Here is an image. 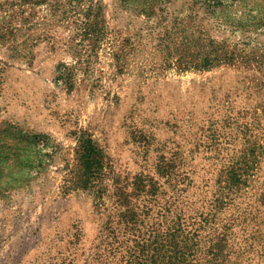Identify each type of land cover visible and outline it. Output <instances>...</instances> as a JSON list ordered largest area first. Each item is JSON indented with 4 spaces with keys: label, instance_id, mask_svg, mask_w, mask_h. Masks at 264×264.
<instances>
[{
    "label": "rangeland",
    "instance_id": "1",
    "mask_svg": "<svg viewBox=\"0 0 264 264\" xmlns=\"http://www.w3.org/2000/svg\"><path fill=\"white\" fill-rule=\"evenodd\" d=\"M9 126L32 165L0 189V264H249L264 0H0Z\"/></svg>",
    "mask_w": 264,
    "mask_h": 264
},
{
    "label": "trees",
    "instance_id": "2",
    "mask_svg": "<svg viewBox=\"0 0 264 264\" xmlns=\"http://www.w3.org/2000/svg\"><path fill=\"white\" fill-rule=\"evenodd\" d=\"M17 132L18 131L13 126L0 130V189L4 186H9L12 182L14 183L15 180H18L17 176L19 175H21V181H24V179H22L24 178L22 175L26 174L28 169H30L29 167L32 165V151L27 150L26 145L20 147L17 142L12 141L15 139V134ZM82 141L84 144L79 152L80 163L84 171L87 172L88 170L92 172L90 168L92 169L94 165L98 167L100 155L91 139H83ZM28 148L31 149L30 146ZM22 150L23 153L20 154ZM262 237V247L260 252L254 250V240L251 241L252 253L250 252L249 256L246 254L243 261L248 256L250 259L248 260L249 264H264V232ZM226 261L227 259H225L223 263H220L219 261L216 263L228 264ZM231 264H239V261L237 263L236 261L235 263L232 262Z\"/></svg>",
    "mask_w": 264,
    "mask_h": 264
}]
</instances>
